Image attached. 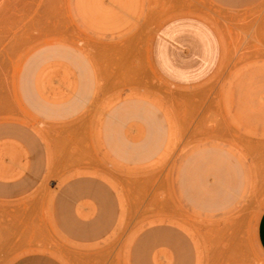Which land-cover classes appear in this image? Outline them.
<instances>
[{"label": "rangeland", "instance_id": "obj_1", "mask_svg": "<svg viewBox=\"0 0 264 264\" xmlns=\"http://www.w3.org/2000/svg\"><path fill=\"white\" fill-rule=\"evenodd\" d=\"M178 19L218 41L194 84L154 62ZM3 120L33 131L49 170L0 204V264H264V0H0Z\"/></svg>", "mask_w": 264, "mask_h": 264}, {"label": "crops", "instance_id": "obj_2", "mask_svg": "<svg viewBox=\"0 0 264 264\" xmlns=\"http://www.w3.org/2000/svg\"><path fill=\"white\" fill-rule=\"evenodd\" d=\"M218 53L216 35L208 26L194 19H178L161 30L155 41L153 56L157 69L166 80L177 85H188L204 80L211 74L217 66ZM18 144L26 148V154L20 157L10 153ZM0 148L8 151L6 156L0 155V204L23 202L25 196L34 194L42 174L49 170L46 154L40 152V140L33 131L15 120L0 122ZM85 191L90 193V186H85ZM66 201H58L57 212L62 223L71 227ZM3 218L7 220L8 216L0 215V219ZM7 228V223L1 225L0 234H8ZM20 230L19 225H11L10 233L19 234ZM259 237L264 249V218ZM159 240L169 241L164 236ZM141 245L143 248L150 247V238L143 240ZM0 249L6 247L0 246ZM11 264L63 263L48 254L33 253L18 257Z\"/></svg>", "mask_w": 264, "mask_h": 264}]
</instances>
